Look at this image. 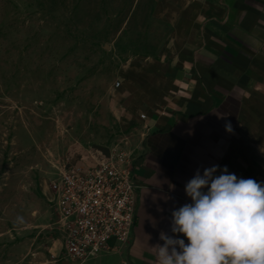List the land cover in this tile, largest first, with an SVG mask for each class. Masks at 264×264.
<instances>
[{"label":"rangeland","instance_id":"obj_1","mask_svg":"<svg viewBox=\"0 0 264 264\" xmlns=\"http://www.w3.org/2000/svg\"><path fill=\"white\" fill-rule=\"evenodd\" d=\"M181 9L178 0H0V264H43L61 239L51 190L60 173L117 145L135 149Z\"/></svg>","mask_w":264,"mask_h":264},{"label":"crops","instance_id":"obj_2","mask_svg":"<svg viewBox=\"0 0 264 264\" xmlns=\"http://www.w3.org/2000/svg\"><path fill=\"white\" fill-rule=\"evenodd\" d=\"M178 1L163 92L147 120L136 119L144 127L130 150L138 187L130 244L90 264H156L153 247L161 232L172 235V211L191 203L185 185L197 169L226 166L264 183V0ZM47 250L43 264H75L60 260L61 239Z\"/></svg>","mask_w":264,"mask_h":264},{"label":"clouds","instance_id":"obj_3","mask_svg":"<svg viewBox=\"0 0 264 264\" xmlns=\"http://www.w3.org/2000/svg\"><path fill=\"white\" fill-rule=\"evenodd\" d=\"M185 193L191 203L172 211V235L161 232L153 247L156 264H264V183L215 165L197 169Z\"/></svg>","mask_w":264,"mask_h":264},{"label":"built area","instance_id":"obj_4","mask_svg":"<svg viewBox=\"0 0 264 264\" xmlns=\"http://www.w3.org/2000/svg\"><path fill=\"white\" fill-rule=\"evenodd\" d=\"M146 120V115L138 117L140 123ZM134 162V153L117 145L98 153L92 165L69 167L53 180L55 225L63 243L60 260L90 264L129 246L138 188Z\"/></svg>","mask_w":264,"mask_h":264},{"label":"trees","instance_id":"obj_5","mask_svg":"<svg viewBox=\"0 0 264 264\" xmlns=\"http://www.w3.org/2000/svg\"><path fill=\"white\" fill-rule=\"evenodd\" d=\"M43 7L47 10L48 13H53L54 8L56 7L55 3H52L51 1L44 3Z\"/></svg>","mask_w":264,"mask_h":264}]
</instances>
